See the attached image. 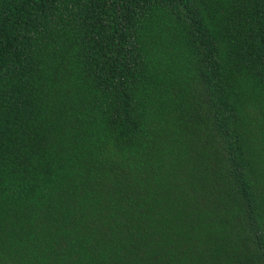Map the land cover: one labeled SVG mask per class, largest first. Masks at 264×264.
Here are the masks:
<instances>
[{"label": "trees", "instance_id": "1", "mask_svg": "<svg viewBox=\"0 0 264 264\" xmlns=\"http://www.w3.org/2000/svg\"><path fill=\"white\" fill-rule=\"evenodd\" d=\"M0 264H264V0H0Z\"/></svg>", "mask_w": 264, "mask_h": 264}]
</instances>
